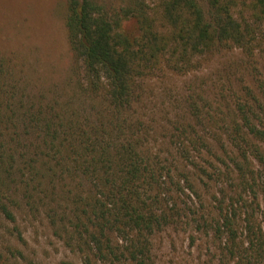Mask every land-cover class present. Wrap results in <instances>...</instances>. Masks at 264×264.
<instances>
[{
    "label": "trees",
    "instance_id": "trees-1",
    "mask_svg": "<svg viewBox=\"0 0 264 264\" xmlns=\"http://www.w3.org/2000/svg\"><path fill=\"white\" fill-rule=\"evenodd\" d=\"M263 27L264 0H66L73 65L59 91L0 55V264H36L20 216L47 220L79 264H155L154 236L182 225L205 251L191 264H264L260 100L232 103L224 85L148 95L232 48L249 64ZM211 98L229 101L221 122Z\"/></svg>",
    "mask_w": 264,
    "mask_h": 264
},
{
    "label": "rangeland",
    "instance_id": "rangeland-1",
    "mask_svg": "<svg viewBox=\"0 0 264 264\" xmlns=\"http://www.w3.org/2000/svg\"><path fill=\"white\" fill-rule=\"evenodd\" d=\"M146 1L153 5L155 0ZM65 16L66 0H0V55L12 59L16 64L27 66L25 69L31 81L36 84L35 87L47 94L59 91L71 74L73 59L66 41ZM127 29L132 32L134 24L127 23ZM240 64L247 70L244 71L245 75L235 72ZM226 69V73H230L236 80L233 86L225 79ZM223 85L227 93L222 92L221 97H229L232 103L247 92L257 97L259 104L264 107V40L249 64L239 49L232 48L203 60L197 69L185 76L172 75L164 80L152 81L148 95L155 96L153 101L162 104L161 100L169 102L171 92L168 89L173 90L172 95L176 97L181 96L187 86L199 87L201 93L213 95L212 88ZM241 89L242 93L239 92ZM227 103L229 101L211 98V102L202 101L201 105L206 104V111L210 106L214 115L212 118L216 121L230 113ZM207 138L211 139L208 135ZM207 198L208 195L203 193V201ZM19 220L27 241V248L23 246L22 252L25 257L36 264H79V257L53 235L46 225L47 220L41 218L37 222V219L22 216ZM177 229L165 230L154 236L155 264H191L198 259V255L205 254L203 249L200 250V241L190 247L188 236L192 229L190 231L188 226L183 225ZM9 264H13L12 260ZM19 264H27V261L20 258Z\"/></svg>",
    "mask_w": 264,
    "mask_h": 264
}]
</instances>
